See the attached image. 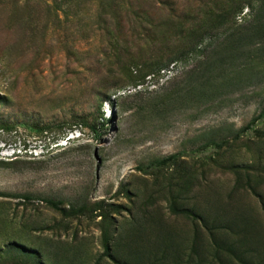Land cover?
I'll return each instance as SVG.
<instances>
[{
    "label": "rangeland",
    "instance_id": "1",
    "mask_svg": "<svg viewBox=\"0 0 264 264\" xmlns=\"http://www.w3.org/2000/svg\"><path fill=\"white\" fill-rule=\"evenodd\" d=\"M0 264H264V0H0Z\"/></svg>",
    "mask_w": 264,
    "mask_h": 264
},
{
    "label": "trees",
    "instance_id": "2",
    "mask_svg": "<svg viewBox=\"0 0 264 264\" xmlns=\"http://www.w3.org/2000/svg\"><path fill=\"white\" fill-rule=\"evenodd\" d=\"M160 65H161L160 62H155L151 65L140 67L137 69L138 71L136 74L131 72V77L134 81H139V80L147 77L149 74H151L155 70V68H159ZM255 120L253 122H255ZM173 158H174V156H172L168 159H162V160L155 161L151 164V168L159 167V166L165 164L166 162H168V160H173Z\"/></svg>",
    "mask_w": 264,
    "mask_h": 264
}]
</instances>
